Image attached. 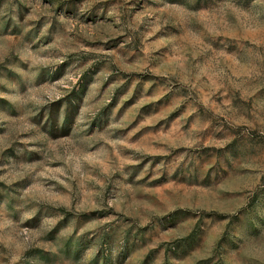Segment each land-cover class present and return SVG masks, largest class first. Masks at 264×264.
<instances>
[{
	"label": "rangeland",
	"instance_id": "374dc122",
	"mask_svg": "<svg viewBox=\"0 0 264 264\" xmlns=\"http://www.w3.org/2000/svg\"><path fill=\"white\" fill-rule=\"evenodd\" d=\"M0 264H264V0H0Z\"/></svg>",
	"mask_w": 264,
	"mask_h": 264
}]
</instances>
